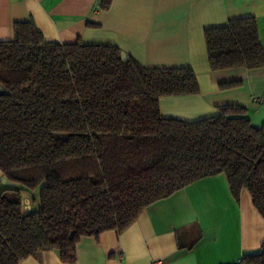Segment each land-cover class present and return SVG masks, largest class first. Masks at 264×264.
<instances>
[{"label":"trees","instance_id":"trees-1","mask_svg":"<svg viewBox=\"0 0 264 264\" xmlns=\"http://www.w3.org/2000/svg\"><path fill=\"white\" fill-rule=\"evenodd\" d=\"M203 34L211 71L264 67L254 17ZM121 51L46 40L32 18L0 41L1 177L38 191L27 210L31 192L0 188V264L46 250L74 263L82 236L121 232L156 201L219 173L236 201L247 189L264 217V123L252 126L237 104L194 122L160 116L159 96L198 94L194 72L148 69ZM242 258L264 264V243Z\"/></svg>","mask_w":264,"mask_h":264},{"label":"crops","instance_id":"crops-1","mask_svg":"<svg viewBox=\"0 0 264 264\" xmlns=\"http://www.w3.org/2000/svg\"><path fill=\"white\" fill-rule=\"evenodd\" d=\"M0 0V41L13 38L16 21L32 18L46 40L111 44L148 69L190 68L195 95L157 98L160 116L194 122L217 113V107H245L250 123H264V67L211 71L204 30L229 19L254 17L264 46V0ZM241 80L220 89L219 84ZM1 177V172H0ZM264 243V217L247 189L232 196L225 174L199 179L145 208L121 232L82 236L76 260L64 263L55 250L18 264H232Z\"/></svg>","mask_w":264,"mask_h":264},{"label":"rangeland","instance_id":"rangeland-1","mask_svg":"<svg viewBox=\"0 0 264 264\" xmlns=\"http://www.w3.org/2000/svg\"><path fill=\"white\" fill-rule=\"evenodd\" d=\"M5 187H15L18 188L22 191L23 195H27L29 192H31L30 197H26L25 200L28 201V204L30 205V199H34L37 196L38 200V191L32 192L27 190L26 188H23L22 186L18 185L17 183L11 182L8 179H6L4 176L0 178V188H5ZM25 208L28 210L30 208H27L26 202H25Z\"/></svg>","mask_w":264,"mask_h":264},{"label":"built area","instance_id":"built-area-1","mask_svg":"<svg viewBox=\"0 0 264 264\" xmlns=\"http://www.w3.org/2000/svg\"><path fill=\"white\" fill-rule=\"evenodd\" d=\"M256 101L258 103H264V95L262 96H258V97H255ZM157 264H161V262H158ZM232 264H245L244 261H243V258L241 257L240 259L236 260L234 263Z\"/></svg>","mask_w":264,"mask_h":264},{"label":"water","instance_id":"water-1","mask_svg":"<svg viewBox=\"0 0 264 264\" xmlns=\"http://www.w3.org/2000/svg\"><path fill=\"white\" fill-rule=\"evenodd\" d=\"M121 58H122V60L126 61L128 59V55L125 52L121 51ZM0 92H4V89H3L1 84H0ZM25 202H26L27 208H30L28 201L25 200Z\"/></svg>","mask_w":264,"mask_h":264}]
</instances>
